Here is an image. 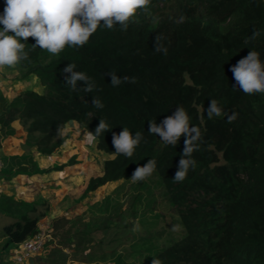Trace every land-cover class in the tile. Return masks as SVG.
Wrapping results in <instances>:
<instances>
[{
  "label": "trees",
  "instance_id": "1",
  "mask_svg": "<svg viewBox=\"0 0 264 264\" xmlns=\"http://www.w3.org/2000/svg\"><path fill=\"white\" fill-rule=\"evenodd\" d=\"M3 9L4 0H0V13ZM102 24L82 48L66 46L59 55L34 48L31 37L20 41L26 44L28 59L12 68L19 72L18 79L35 76L43 92L27 88L7 100L0 90V139L13 136V123L18 121L25 127V157L32 158L31 147L35 153L52 155L66 140L62 132L67 123L75 121L94 133L103 119L110 128L98 137L97 148L113 155V133L118 135L124 127L133 136L141 132L144 139L132 157L104 160L103 173L89 178L80 197L108 183L129 180L137 165L156 161L155 171L146 181H138L139 187L147 195L153 187L160 190L166 205L176 210L183 235L141 264H152L154 259L162 264H264V94L246 95L238 86L234 88L229 71L250 50L259 52L264 61V0H151L147 9L137 10L127 30L119 24L109 30ZM254 31L259 35L249 40ZM157 36L162 37L166 54L154 51ZM70 63L76 65L73 71L91 78L92 92L83 90V81H77L75 90L67 85L65 76L70 74L62 70ZM110 72L135 82L113 87ZM93 98L103 108L94 107ZM212 99L222 114L209 119L204 110ZM177 106L187 111L190 125L201 132L192 156L195 166L182 182L173 178L185 137L176 146L165 145L148 131L149 120L160 124ZM75 163L73 155L46 168L8 167L5 176L58 171ZM0 195V213L15 218L1 229L0 264H5L11 246L37 231L40 216L34 215L37 209L32 202L13 194ZM150 201L153 198L146 199ZM133 213L132 204L114 216L128 227L133 221L127 222L125 216ZM60 221L69 225L60 229ZM78 221L79 217L56 218L51 229L62 231L60 241L68 242L75 231H84L76 227ZM114 264L124 263L118 257Z\"/></svg>",
  "mask_w": 264,
  "mask_h": 264
},
{
  "label": "clouds",
  "instance_id": "2",
  "mask_svg": "<svg viewBox=\"0 0 264 264\" xmlns=\"http://www.w3.org/2000/svg\"><path fill=\"white\" fill-rule=\"evenodd\" d=\"M150 3L151 0H4L3 13H0V25L3 26L0 28V68L14 67L21 60L28 59L26 44L20 42L21 40L27 41L31 37L35 41L32 45L34 48L46 50L51 55H59L66 46L82 48L101 22L109 30L117 24L121 30H127L128 23L137 10L147 9ZM258 35L259 32L254 31L249 40L255 39ZM161 39L160 36L155 37L154 51H163L166 54V48L160 44ZM74 68L76 65L70 63L62 70L63 73L70 74L65 76L67 85L75 90L77 81H83L86 85L83 90L92 92L94 82L84 72L73 71ZM229 71L233 75L234 88L238 86L246 95L264 94V61L261 60L259 52L248 51L229 68ZM108 75L113 87L119 86L122 82H135L134 78L130 79L127 76L117 78L115 72ZM92 105L98 109L103 108L98 98H93ZM205 111L209 119L222 114V109L215 99L210 100ZM234 118V115L229 116V122ZM109 128L105 120L100 119L94 133L85 131L86 142L89 145L95 144L98 137ZM148 131L149 134L158 135L165 145L176 146L180 137L182 135L185 137L182 157L173 178L176 182H182L189 168L195 166L192 156L201 142L200 129L190 125L187 111L182 106H177L173 114L166 116L160 124H157L155 119L149 120ZM143 139L141 132H136L133 136L130 130L124 127L118 135L113 133L111 143L115 151L112 152L113 155H108H112L113 158L117 155L131 158ZM155 168L156 161L149 159L143 166L135 167L131 180L143 181L153 174ZM152 264H162V261L154 259Z\"/></svg>",
  "mask_w": 264,
  "mask_h": 264
},
{
  "label": "rangeland",
  "instance_id": "3",
  "mask_svg": "<svg viewBox=\"0 0 264 264\" xmlns=\"http://www.w3.org/2000/svg\"><path fill=\"white\" fill-rule=\"evenodd\" d=\"M15 70L17 71V69ZM16 71L8 74L6 77V80H8L6 84L9 86L7 90L3 92L0 89L4 96H6V99L10 98V91L16 93L22 89H39V87L42 86L35 76L19 80L17 78L19 72L17 71V73H15ZM18 125L22 127V123ZM92 154L97 163H101L104 158L110 157V155L103 152H95ZM60 160L61 159L56 156V160L52 165L62 164ZM4 162L5 161L2 160L3 165ZM30 164H32V160ZM22 166L23 165L19 163L17 168H21ZM7 171L8 165L6 164L0 171V175L3 178L6 177L5 174ZM54 172H56V170ZM94 173L95 172H92V174ZM26 175L30 176V174ZM146 180L147 179H145V181ZM150 187H152V185ZM95 191H98L95 195V199H99V197L103 198L92 203L88 207L89 214L87 215L86 211H84L86 216H80V221H78L76 225H78L79 230L84 231L92 227L98 229L103 227L105 229L93 231V234L90 236L91 238L86 236V241H81V244L78 242L79 236L75 234L74 236L71 235V239L68 242L60 241V239H62L61 236L54 237L55 232L48 227L52 220L47 215L49 212L48 205L46 206V204H40L36 201H27L36 205L37 212L34 213V215L40 216L38 229L47 231H44L46 236L41 250L23 264H94L95 261L100 264H114L118 257H121V261L124 264H141L158 248L171 244L180 239L183 235L176 210L166 205L158 188H151L150 195H147L144 188L139 187L138 182H133L129 179L108 183ZM88 195L92 197L94 194L89 193ZM138 195H140L139 199L136 198ZM15 198L20 199L17 196ZM147 198H153V201L146 202ZM21 200H24V198ZM2 203L1 197L0 208H2ZM132 204L136 208V213H133L131 216H125L127 222L133 221L131 225L127 224L128 227H125L119 224V219L116 218L114 214L130 209ZM6 205L8 206L7 202ZM42 212L44 213L41 214ZM30 215L32 216V214ZM44 219H47V223L44 222ZM81 219L83 221H81ZM14 220L15 218L12 216L0 213V247L4 243V238L1 234L3 225L9 224ZM59 223H61L59 225L60 229L69 225V223L66 225L61 221ZM61 232L62 231H57L56 233ZM84 236L85 235L81 234V238ZM11 248L10 253L7 258H5V264H17L14 260V246H11Z\"/></svg>",
  "mask_w": 264,
  "mask_h": 264
},
{
  "label": "crops",
  "instance_id": "4",
  "mask_svg": "<svg viewBox=\"0 0 264 264\" xmlns=\"http://www.w3.org/2000/svg\"><path fill=\"white\" fill-rule=\"evenodd\" d=\"M14 71L16 70L12 67L0 68V89L3 92L9 87L6 84V82H8L6 77ZM15 73H17V71ZM34 90L38 93L43 92L42 86H40L39 89L34 88ZM20 91L16 93L10 91L11 95H9L10 98L7 100L13 98ZM18 124H20L18 121L13 123V127L15 128L13 136L0 139V155L2 160L5 161L3 167L7 164L8 167L16 169L20 163L27 170L34 167V165H37L39 168H46L54 163L56 156L61 159L60 163H64L73 155L76 156L78 163L50 173H35L30 176L19 174L10 178H3L0 175V192H5V194L9 195L13 194L14 197L17 196L20 199L24 198L26 201H36L37 203L48 205L49 212L47 215L52 219L48 225L49 229H51L52 222L54 223L56 218L71 220V218L78 219L80 216L84 217L86 214L88 215V207L92 203L103 198L99 197V199H95V195L98 191L89 192L94 194L92 197L87 193L85 197L80 198L88 179L96 175H101L103 171V161L108 159L104 158L101 163H97L94 159L92 153H102L97 148L98 141L93 145H89L84 137L86 130L81 129L77 122L70 121L62 132V135L66 136V140L60 147V150L52 155H41L35 153V148L31 147L28 155H32V158H27L24 155L27 153V150L22 146L25 141V127L23 125L21 127V125ZM111 157L112 155H110L109 158ZM31 160L32 164H30ZM92 172L95 173L92 174ZM84 211H86V214H84ZM44 220V222L47 223V219ZM81 221L83 220L81 219ZM76 227H78V225H76ZM53 232L58 234L56 237L60 236V233H56L57 231ZM79 232L85 235L83 241H85L87 235L91 236L93 234L92 231H75V235H79Z\"/></svg>",
  "mask_w": 264,
  "mask_h": 264
},
{
  "label": "built area",
  "instance_id": "5",
  "mask_svg": "<svg viewBox=\"0 0 264 264\" xmlns=\"http://www.w3.org/2000/svg\"><path fill=\"white\" fill-rule=\"evenodd\" d=\"M2 168V160L0 158V169ZM43 229H37V231L24 241L16 245L14 260L17 264L25 263L29 258L36 255L42 248L45 240L46 233Z\"/></svg>",
  "mask_w": 264,
  "mask_h": 264
}]
</instances>
